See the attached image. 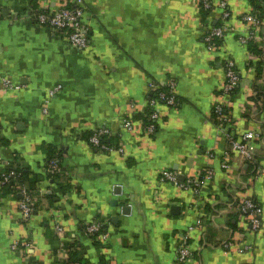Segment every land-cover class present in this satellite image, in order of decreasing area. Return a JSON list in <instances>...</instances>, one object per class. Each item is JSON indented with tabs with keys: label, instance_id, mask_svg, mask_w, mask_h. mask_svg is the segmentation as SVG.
Here are the masks:
<instances>
[{
	"label": "crops",
	"instance_id": "0c3cea01",
	"mask_svg": "<svg viewBox=\"0 0 264 264\" xmlns=\"http://www.w3.org/2000/svg\"><path fill=\"white\" fill-rule=\"evenodd\" d=\"M83 1L86 51L37 23L42 0H0V155L6 168L19 166L43 178L31 192L40 208L26 228L20 224L19 199L10 196L3 202L14 217L0 216V264H25L11 252L9 234L29 238L31 259L43 264H66L68 245L75 242L85 248L87 264H177L182 236L196 224L199 210L191 193L171 185L162 187L160 203H155L159 173L174 171L185 180L208 166L217 172L209 193L220 204L208 206L212 214L191 239L194 260L188 264H264V215L262 231L245 234L237 216L223 213L238 194L255 198L264 208V180L244 190L255 168L240 157L237 179L229 180L220 168L222 147L212 121L226 55L214 58L204 39L206 26H217L220 12L207 15L196 0ZM63 2L53 0V8ZM255 4L263 20L254 43L261 54L241 45L237 35L224 40L241 77L233 96L234 117L245 130L264 127V97L257 98L264 94V0ZM229 5L235 15L231 24L243 31L241 17L255 6L250 0H230ZM254 57L259 62L255 70L250 68ZM5 76L20 89L7 90L1 83ZM168 78L177 83V108L164 111L152 136L128 133L123 119L137 117L130 106L143 108L153 97L150 85ZM54 87L60 91L46 115L43 109ZM99 128L111 131L105 147L120 143L124 156L90 145L88 137ZM49 145L61 158L59 182L71 187L65 195L49 176ZM255 150L257 159H264V144ZM210 151L216 154L213 161ZM50 195L60 197L58 204L50 203ZM173 206L180 207L178 215H172ZM124 207L130 208L128 214ZM99 219L110 222V243L102 248L84 230ZM57 225L65 228L66 242L56 235ZM229 238L253 244L254 251L225 255L221 247Z\"/></svg>",
	"mask_w": 264,
	"mask_h": 264
},
{
	"label": "built area",
	"instance_id": "2783aa9c",
	"mask_svg": "<svg viewBox=\"0 0 264 264\" xmlns=\"http://www.w3.org/2000/svg\"><path fill=\"white\" fill-rule=\"evenodd\" d=\"M201 9L209 12L211 16L215 11L220 12V17L217 26H206L204 39L208 52L214 55V58H219L220 55H226L224 58L225 73L215 99L213 110L214 119L212 121L215 130V139L219 147H222V155L220 157V168L233 181L238 178L239 168L237 159L240 157L243 161L253 166L254 172L248 185H244V190L252 189L256 183L264 180V159L258 160L255 149L259 144H264V127L259 124L253 129H242L239 125V119L234 117L235 102L233 96L240 86L241 77L237 70L235 58L231 55V51L224 45V40L228 35L238 36V41L244 47H249L250 43H255L259 37L261 26L263 25L262 14L252 8L250 12L242 15L241 20L244 24V30H237L231 20L233 12L230 9V0H196ZM53 0H42L40 14L36 16V21L39 25L48 27L53 32L58 34L62 39L70 45L78 48L80 51H86L89 48V40L87 36L88 26L84 22L85 4L83 0H64L57 8H53ZM211 22V20L209 21ZM211 25V24H210ZM253 68L257 69L259 65L258 59L254 57L252 61ZM1 83L7 90H19V84L14 82L11 76H5ZM60 87H54L49 91L46 104L43 109L44 114H48L50 107L58 95ZM150 91L153 97L144 103L143 108L131 105V109L137 112L138 115H143L144 119H132L125 117L123 119L125 128L128 133H134L137 130L142 131L146 136H152L158 127H160L164 111L175 110L179 104L177 94V83L173 78L162 85L152 83ZM264 111V104H261ZM140 109V110H138ZM242 112L245 109L241 107ZM139 122V125H136ZM3 127L0 122V138ZM111 131L106 128H99L93 131L89 143L92 147L100 149L102 153L125 155L124 146L116 143L111 147H105L103 140L111 137ZM209 158L213 161L216 159V154L213 151L208 152ZM48 172L51 174H61L62 165L58 160L51 161L48 166ZM217 172L214 167L208 166L197 172L188 175L184 181L180 180L181 173H176L170 170H162L159 173V187L154 191V202L160 203L162 197V187L171 185L179 192H189L192 195L193 203L199 210L198 220L195 225L187 228L184 232L176 261L177 264H188L194 260L192 251V237L203 230L205 218L212 214L208 211V206L219 205V199L214 195H210L209 190L211 183L215 181ZM20 177L15 169H8L3 164L0 155V188L11 182L17 181ZM18 191V213L21 222L29 225L34 221L36 196L33 195L25 185L19 186ZM195 207V206H194ZM209 213V214H208ZM225 216H237L239 225L245 234H258L263 228L264 208L255 198L247 195L238 194L226 205V210L223 212ZM227 214V215H226ZM0 216L11 220L13 213L5 208L0 207ZM110 222L107 219H99L85 224L84 230L86 235L94 243H100L101 247H106L110 243V233L108 227ZM55 233L58 238L66 242V230L64 227L57 225ZM10 250L18 254L25 264H32V259L29 251L32 248L31 240L18 239L9 234ZM73 238V237H72ZM75 239V238H73ZM222 250L225 255L237 253L245 256L254 251V245L236 238H229L222 243Z\"/></svg>",
	"mask_w": 264,
	"mask_h": 264
},
{
	"label": "trees",
	"instance_id": "16d2710c",
	"mask_svg": "<svg viewBox=\"0 0 264 264\" xmlns=\"http://www.w3.org/2000/svg\"><path fill=\"white\" fill-rule=\"evenodd\" d=\"M251 4L254 5L255 9H257L256 4H255V0H250ZM42 11H39L38 13L40 14ZM207 15L209 14V12H205ZM206 15V16H207ZM249 49L255 53V54H261L257 49L256 46L253 43L249 44ZM261 71V70H260ZM264 97L263 93H258L257 98L259 99L260 97ZM144 119L143 115H138L135 119ZM90 138L92 137V133L89 136ZM88 137V139L90 140V138ZM49 149V164L51 161L54 160H58L59 162L61 161L60 155L57 154V149L54 146H48ZM15 169L18 173H20V177L18 178L17 181L11 182L10 184L4 185L3 187L0 188V207L3 205V202L9 198L10 196L14 197V199L16 201H18V191H19V186H23L25 185L27 187V189L32 192L35 191L37 189V185H39L40 182H42V176L41 175H37V174H32L30 173L27 169H22L19 166L17 167H12L10 168V170ZM63 174V170L61 174H52L49 175L51 176L53 183L57 184L58 186H60V189L63 191L64 195L67 193L68 190L71 189V187L69 185H62L61 182H59V178L61 177V175ZM48 198L50 199V203L51 204H58V202L60 201V197H58L57 195H50L48 196ZM40 206L39 205H35V215L38 214ZM22 225H24V228L27 227V225L23 224L22 222L20 223ZM237 225H234V227L236 228ZM54 242V241H53ZM95 247L97 248H102L100 243H94ZM68 254H69V261L66 264H87V260L85 259V248L82 245H78L77 242L73 243V244H69L68 245ZM32 264H43L40 262H36L35 259H32Z\"/></svg>",
	"mask_w": 264,
	"mask_h": 264
},
{
	"label": "water",
	"instance_id": "95a60500",
	"mask_svg": "<svg viewBox=\"0 0 264 264\" xmlns=\"http://www.w3.org/2000/svg\"><path fill=\"white\" fill-rule=\"evenodd\" d=\"M180 180L183 181V180H184V177L181 176V177H180ZM129 211H130V208H129V207H124V208H123V212H124L125 214H128ZM171 213H172V215H178V214L180 213V207H179V206H173V207H172V210H171Z\"/></svg>",
	"mask_w": 264,
	"mask_h": 264
}]
</instances>
